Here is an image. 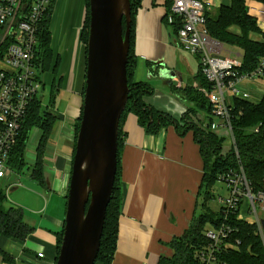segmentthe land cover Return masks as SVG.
Returning <instances> with one entry per match:
<instances>
[{
    "label": "crops",
    "instance_id": "crops-1",
    "mask_svg": "<svg viewBox=\"0 0 264 264\" xmlns=\"http://www.w3.org/2000/svg\"><path fill=\"white\" fill-rule=\"evenodd\" d=\"M201 1L208 15H214L224 4L222 0ZM245 5L259 28L253 38L263 41L264 4L246 0ZM166 11V0H141L135 15L136 74H133L140 75L141 66L146 68L148 76L156 83L151 85L152 92L143 97L144 102L179 120L189 102L178 92L187 82L176 71L181 65L186 66L191 82L200 73V64L198 57L191 55L195 64L193 74L190 61L184 55L187 52L176 42L174 27L166 23ZM230 30L240 32L235 26ZM224 44L211 36L208 38L209 48L214 53L230 56L231 50ZM234 54L242 59L241 49ZM163 70L174 71L175 78L169 82L161 74ZM70 99L74 107L61 128L62 146L59 149L49 145L51 147L45 152L42 194L26 191L19 204L12 205L23 211L30 231L23 239L0 234V264H55L57 236L64 225L75 150V127L83 95L80 91ZM200 112L207 114L198 108L195 120L205 126L209 121L204 120ZM65 114L68 116L67 111L61 115L62 120L66 119ZM121 128V207L111 264H158L162 256L172 255L169 246L172 238L181 236L192 219L203 211L200 190L204 164L200 147L191 130L180 133L171 122L156 132L147 131L133 111L126 113ZM198 208H201L199 214Z\"/></svg>",
    "mask_w": 264,
    "mask_h": 264
},
{
    "label": "trees",
    "instance_id": "trees-1",
    "mask_svg": "<svg viewBox=\"0 0 264 264\" xmlns=\"http://www.w3.org/2000/svg\"><path fill=\"white\" fill-rule=\"evenodd\" d=\"M88 1L86 0L85 26L82 27L81 41L83 45L85 70L87 55L88 38ZM264 4V0H254ZM246 0H232L231 4H221L214 15H206L208 35L212 38L235 45L242 50L243 70L252 69L257 64V59L264 55V40L259 41L253 38V33H259L257 21L248 14ZM141 0H130L131 6V29H130V48L127 63V82L130 89L128 102L122 113L119 123L118 133V161L115 182L110 201L106 210V217L103 226V232L100 240V248L94 264H111L112 257L116 248L118 217L121 207L120 190V148L122 145V123L127 112L133 111L140 125L147 131L156 132L168 122L174 123L178 132L191 130L194 139L200 147L202 160L204 164L203 180L201 193L203 194V211L194 217L189 226L184 230L181 236L174 237L169 242L172 248L171 256H162L158 264H193L194 249L205 241L203 236L204 224L206 222L216 223L219 219V212L211 210L206 205L210 197V188L218 180L222 172L231 169H237L239 165L243 167L245 177L256 190L260 187L262 173L264 171V92L261 99L257 102L245 99L234 100V112L232 118L233 135H235L236 149L238 157L232 148L224 151L222 149L224 137H219L213 133L206 125L210 123V110L208 102L198 88L207 87L208 82L201 75L188 81L178 92L189 102V107L179 120L172 118L164 112L155 110L143 100V97L152 92L150 84L143 81H134L133 73L136 65L134 56V37H135V15L140 7ZM125 21L123 20V27ZM174 27V33L177 26ZM237 27L240 32H232L230 28ZM51 35L49 26L44 32L45 54L43 58L44 70L49 68V61L52 58V49L50 47ZM59 64V58L56 60L54 71ZM85 82V81H84ZM197 82V85H196ZM194 83V85H193ZM83 89L81 91L83 95ZM264 91V90H263ZM53 100V98H52ZM53 103V102H52ZM198 108L207 113L205 126L199 124V121L192 120V115L198 114ZM81 112L76 123L75 130H78ZM191 116V117H190ZM198 116V115H197ZM56 115L50 111H43L41 99L35 100L28 115L26 116L21 134L11 153L10 166L16 172L19 171L24 162V154L27 141L33 128L40 129L41 135L38 139L35 159L32 168L34 179L43 183L44 178V154L46 152L45 142L51 131ZM182 124V125H181ZM6 197L0 188V234L5 237H15L23 239L30 228L24 221L23 211L12 205H5ZM207 206V207H206ZM205 208L207 210H205ZM239 230L235 237H239L241 244L238 250H233L228 256L230 264H264V248L261 237L256 234L254 225L250 226L245 222H238ZM62 231L57 236V253L62 239Z\"/></svg>",
    "mask_w": 264,
    "mask_h": 264
},
{
    "label": "built area",
    "instance_id": "built-area-1",
    "mask_svg": "<svg viewBox=\"0 0 264 264\" xmlns=\"http://www.w3.org/2000/svg\"><path fill=\"white\" fill-rule=\"evenodd\" d=\"M54 1L0 0V188L6 200L19 185V182L9 183L12 174H16L10 166L11 153L32 104L41 99L44 32L49 26ZM166 1V23L176 24V42L185 52L198 57L200 74L208 82L207 87L198 88L211 107L207 127L228 139L229 147L238 157L232 128L234 100L250 99L248 83L261 85L264 90V55L257 59L254 68L243 70L239 55H217L209 48L207 10L201 0ZM26 152L27 145L24 162ZM218 180L226 183L228 194L217 198L219 219L210 222L211 228H204L205 241L194 249L193 264H230L228 256L241 244L240 238L235 237L240 221L254 225L264 248V171L256 190L241 165L236 170L222 172Z\"/></svg>",
    "mask_w": 264,
    "mask_h": 264
},
{
    "label": "water",
    "instance_id": "water-1",
    "mask_svg": "<svg viewBox=\"0 0 264 264\" xmlns=\"http://www.w3.org/2000/svg\"><path fill=\"white\" fill-rule=\"evenodd\" d=\"M88 15L81 116L55 264H94L97 258L117 172L119 123L130 91V0H89ZM161 74L169 82L175 78L174 71Z\"/></svg>",
    "mask_w": 264,
    "mask_h": 264
},
{
    "label": "rangeland",
    "instance_id": "rangeland-1",
    "mask_svg": "<svg viewBox=\"0 0 264 264\" xmlns=\"http://www.w3.org/2000/svg\"><path fill=\"white\" fill-rule=\"evenodd\" d=\"M222 2L229 5L232 0H222ZM85 15L86 0H55L52 4L51 15L49 18V31L51 35L50 47L53 54L48 63L49 68L40 73L43 88H40L39 90V93L41 94L42 110L50 111L56 115L51 131L45 142L46 150L47 147H51L52 145L55 148H61V128L64 125V121H67V118H70V111H72L71 108L74 107L70 98L71 96L77 95L78 92L83 89L85 81V58L81 41V31L86 23ZM223 46L231 50L230 56L235 55V52H240V49L235 45L231 46L230 44H224ZM184 55L190 61L192 67L191 71L194 74L195 64L194 58L192 57L193 55L188 52L184 53ZM58 58L59 64L56 71H54L56 60ZM140 68H142L141 74L136 76L134 75L136 74V67L134 68L133 80H142L150 85H154L156 81L148 76V70L142 66ZM176 72L178 73V76L180 75L183 80L188 82L189 75L191 74L186 66L181 65ZM198 76H201L200 73ZM246 89L251 92L252 96L250 97V100L253 102L259 101L264 92L263 86L255 83H248ZM64 111H67L68 116L66 114L63 115L66 119L62 120L63 118L61 115L64 114ZM200 113L204 116V120H206L207 114ZM197 115H192V117H190L195 121ZM40 135V129H32L28 139L25 163L19 171H16V174H12L9 180V183L19 182V185L10 191L9 200L5 201V205L7 206L19 204L21 197L25 195L26 191L30 194L39 195L42 194V191L44 190L41 183L33 178L31 172L33 168L32 162L35 156L34 151ZM229 144V140L226 139L223 142L222 149L224 151L228 150ZM45 155L46 153L43 156L44 160L47 159ZM5 185L6 183H3V187H5ZM209 192L210 197L208 198L206 205L210 207L211 210H217V198L228 194L226 183L223 180L215 181ZM24 207L29 209L28 206ZM200 209L201 208H198L197 210L198 214L201 212ZM205 210L207 209L205 208ZM204 228H211L210 222H206Z\"/></svg>",
    "mask_w": 264,
    "mask_h": 264
}]
</instances>
